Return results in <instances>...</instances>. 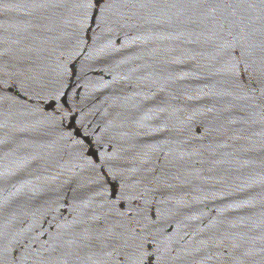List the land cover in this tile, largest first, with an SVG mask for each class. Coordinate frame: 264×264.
I'll return each mask as SVG.
<instances>
[{
	"label": "water",
	"instance_id": "obj_1",
	"mask_svg": "<svg viewBox=\"0 0 264 264\" xmlns=\"http://www.w3.org/2000/svg\"><path fill=\"white\" fill-rule=\"evenodd\" d=\"M0 264H264V0H0Z\"/></svg>",
	"mask_w": 264,
	"mask_h": 264
}]
</instances>
